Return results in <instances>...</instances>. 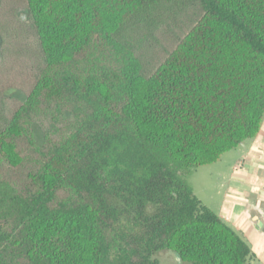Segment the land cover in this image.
Here are the masks:
<instances>
[{
    "label": "trees",
    "instance_id": "obj_1",
    "mask_svg": "<svg viewBox=\"0 0 264 264\" xmlns=\"http://www.w3.org/2000/svg\"><path fill=\"white\" fill-rule=\"evenodd\" d=\"M263 119L264 0H0V264H249L188 177Z\"/></svg>",
    "mask_w": 264,
    "mask_h": 264
},
{
    "label": "crops",
    "instance_id": "obj_2",
    "mask_svg": "<svg viewBox=\"0 0 264 264\" xmlns=\"http://www.w3.org/2000/svg\"><path fill=\"white\" fill-rule=\"evenodd\" d=\"M194 173L195 196L249 245V264H264V119L254 139Z\"/></svg>",
    "mask_w": 264,
    "mask_h": 264
},
{
    "label": "rangeland",
    "instance_id": "obj_3",
    "mask_svg": "<svg viewBox=\"0 0 264 264\" xmlns=\"http://www.w3.org/2000/svg\"><path fill=\"white\" fill-rule=\"evenodd\" d=\"M195 7L189 4L185 7L181 6V11L178 15L168 14V12L161 14L159 17H153V22L142 23L138 22L135 28L128 34L130 41L140 49L145 59L154 57L156 52L162 51L167 43L172 44L177 36L185 30L186 22L188 23L192 17L196 15ZM175 13V12H174ZM21 15H24L23 13ZM27 43L36 50L33 34L28 30ZM41 135V133L39 132ZM195 174L194 171L188 177L190 186L195 187ZM154 259L158 264H180L178 257L173 253L160 252L154 255Z\"/></svg>",
    "mask_w": 264,
    "mask_h": 264
}]
</instances>
